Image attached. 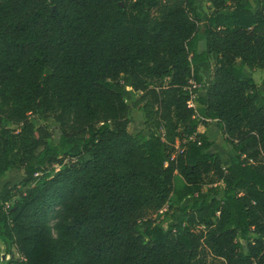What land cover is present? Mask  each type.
Segmentation results:
<instances>
[{"label": "trees", "instance_id": "obj_1", "mask_svg": "<svg viewBox=\"0 0 264 264\" xmlns=\"http://www.w3.org/2000/svg\"><path fill=\"white\" fill-rule=\"evenodd\" d=\"M0 1V180L21 175L0 188L6 264H264V94L243 71L264 69V0H208L205 22L195 0ZM132 107L147 135L128 132ZM176 176L175 204L197 199L164 228Z\"/></svg>", "mask_w": 264, "mask_h": 264}, {"label": "rangeland", "instance_id": "obj_2", "mask_svg": "<svg viewBox=\"0 0 264 264\" xmlns=\"http://www.w3.org/2000/svg\"><path fill=\"white\" fill-rule=\"evenodd\" d=\"M245 1H248L254 10H258L260 7L258 0H243V2ZM0 4H2L1 1ZM195 6L202 15V20H201L202 22H205L208 16L213 14V8L208 2V0H195ZM197 36H198V51L201 52L205 49V43L203 40V31L201 26H199L198 28ZM212 67H213L212 60H209L208 62L203 63L201 65L202 74L205 78V82L197 94L200 97L204 96L205 84L209 80ZM244 72L248 76L253 78L256 85L262 90V93L264 94V69L253 70V71H249L248 69H246ZM21 73H24V71L22 70ZM10 92H11V88L0 86V104L3 108L9 106L10 104V96H9ZM140 94H141L140 92H134L127 86L123 91L124 100L126 104L130 106L139 98ZM213 122L211 123V121L207 120V123H209L210 125L207 128L199 125L198 131L205 132L209 140L213 141V146L208 150V153H218L219 156L221 157L223 165L226 166L227 164L225 161L229 162V159L231 158V156L234 157L235 153L232 150V148L225 142L224 137L217 132ZM39 124L41 126H46L49 128V130L53 134L52 139L50 140V144L57 145L60 138L58 126L51 120L48 121L39 120ZM208 129H213V131L216 132L217 135L215 136L212 131L208 132L207 131ZM127 130L130 133L142 132L143 135L148 134V132L144 129V115L141 110H138L134 107L131 108L129 120L127 123ZM54 168L57 169L58 165L54 166ZM20 180H21V175L18 170H12L10 172H7L3 178V181L9 182L11 186H19ZM0 185L2 186L3 184ZM182 189H183V182L178 176H176L174 193L173 196L170 198L171 208L169 209L167 206H165L161 212L152 216L156 224L165 228L169 225H179L182 222L183 216H181L178 213V207L180 205H189L195 199H197V194H193L185 197L180 203L175 204V199L177 198V196L179 195ZM206 189H207L206 187H203L202 192L204 193ZM64 219H65V212L63 211V209L54 208L49 218V227L51 229V233L54 238H56L55 226L58 223L64 222ZM2 233H3V226L2 224H0V264H6L11 259V255H10V251L7 250L5 243L1 237Z\"/></svg>", "mask_w": 264, "mask_h": 264}, {"label": "crops", "instance_id": "obj_3", "mask_svg": "<svg viewBox=\"0 0 264 264\" xmlns=\"http://www.w3.org/2000/svg\"><path fill=\"white\" fill-rule=\"evenodd\" d=\"M246 70V68H244V70L243 71H245ZM256 70H258V69H256ZM249 71H253V70H249ZM245 73V72H244ZM246 74V73H245ZM210 77V76H209ZM209 81V80H208ZM262 91V90H261ZM213 121H211V123H212ZM214 123V125H215V127H216V130H217V132L221 135V133H220V131H218V129H217V126H216V121H214L213 122ZM208 132L209 131H212L213 132V134L216 136L217 134H216V132H214L213 131V129H208L207 130ZM213 142V141H212ZM232 157V156H231ZM226 162V164H228L229 162L228 161H225ZM12 171V170H11ZM10 172V171H9ZM4 178V177H3ZM3 178H2V180H0V184H4L5 182H7V181H3ZM4 182V183H3ZM1 186V185H0ZM1 188V187H0Z\"/></svg>", "mask_w": 264, "mask_h": 264}, {"label": "built area", "instance_id": "obj_4", "mask_svg": "<svg viewBox=\"0 0 264 264\" xmlns=\"http://www.w3.org/2000/svg\"><path fill=\"white\" fill-rule=\"evenodd\" d=\"M252 264H254V263H252Z\"/></svg>", "mask_w": 264, "mask_h": 264}]
</instances>
